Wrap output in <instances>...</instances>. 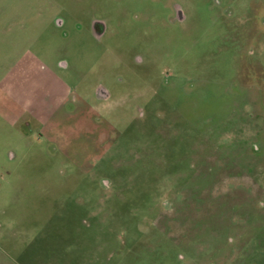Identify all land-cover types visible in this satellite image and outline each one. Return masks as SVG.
I'll list each match as a JSON object with an SVG mask.
<instances>
[{"label": "rangeland", "instance_id": "obj_1", "mask_svg": "<svg viewBox=\"0 0 264 264\" xmlns=\"http://www.w3.org/2000/svg\"><path fill=\"white\" fill-rule=\"evenodd\" d=\"M0 264H264V0H0Z\"/></svg>", "mask_w": 264, "mask_h": 264}, {"label": "flooded vegetation", "instance_id": "obj_2", "mask_svg": "<svg viewBox=\"0 0 264 264\" xmlns=\"http://www.w3.org/2000/svg\"><path fill=\"white\" fill-rule=\"evenodd\" d=\"M62 64H64V63H61V65ZM100 92H99V95H101L102 97H107L108 95V93L106 94V91H105V89L104 88H100V90H99ZM103 92V93H102Z\"/></svg>", "mask_w": 264, "mask_h": 264}]
</instances>
